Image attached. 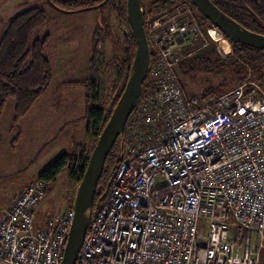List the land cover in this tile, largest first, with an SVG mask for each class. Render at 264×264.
Segmentation results:
<instances>
[{
	"label": "built area",
	"instance_id": "obj_1",
	"mask_svg": "<svg viewBox=\"0 0 264 264\" xmlns=\"http://www.w3.org/2000/svg\"><path fill=\"white\" fill-rule=\"evenodd\" d=\"M144 26L145 89L76 264H260L264 85L248 67L240 84L202 101L184 87L180 65L210 44L227 58L231 40L213 23L204 30L199 10L187 2L149 0ZM49 188L39 177L1 210L0 264H61L75 203L37 226Z\"/></svg>",
	"mask_w": 264,
	"mask_h": 264
},
{
	"label": "rangeland",
	"instance_id": "obj_2",
	"mask_svg": "<svg viewBox=\"0 0 264 264\" xmlns=\"http://www.w3.org/2000/svg\"><path fill=\"white\" fill-rule=\"evenodd\" d=\"M32 7H40L48 16L44 27L33 38L42 39L49 35L45 54L52 64L55 78L15 126L13 98L8 100L0 117V214L23 187L39 178L61 155L71 152L75 145L78 147L84 144L89 149L95 146L96 137L86 132L87 119L84 115L89 104L86 91L83 86L72 84L71 81H82L89 76V59L96 32L99 31L103 36L102 79L106 90V107L112 87L118 80V67L126 58L124 31L119 26L111 3L68 12L59 10L48 0H0V41L10 19ZM203 28L207 31L208 24L203 25ZM213 49L218 53L216 44H211L200 52L193 51L188 58L204 57L214 52ZM181 71L184 87L197 95H201L210 86L218 85L225 76L216 77L202 71L192 77L184 75L182 67ZM117 88L115 85V90ZM79 185L80 181L73 180L69 172L63 170L58 179L50 183L45 204L48 212L56 216L70 208L75 203ZM230 226L233 227L232 236H236V222L231 221ZM260 264H264V248Z\"/></svg>",
	"mask_w": 264,
	"mask_h": 264
},
{
	"label": "trees",
	"instance_id": "obj_3",
	"mask_svg": "<svg viewBox=\"0 0 264 264\" xmlns=\"http://www.w3.org/2000/svg\"><path fill=\"white\" fill-rule=\"evenodd\" d=\"M51 1L59 10L68 12L92 9L96 5L100 7L111 3L119 26L124 31L123 48L126 58L118 67L119 89L109 108L106 107L104 100L106 90L102 79L103 59L102 53L98 49L103 42V36L99 31L93 37L89 76L85 80L72 82V84L83 86L86 91L87 102H89L84 115L87 119L86 130L96 137L97 142L98 136L109 120L132 72L137 43L127 12V0ZM142 1L147 4L149 0ZM211 1L243 27L264 34V0ZM173 2H187L195 7L192 0H173ZM47 21L48 16L45 10L40 7H32L12 17L2 33L0 41V117L6 109L8 100L13 98L15 100L14 126L29 112L53 81L54 70L45 54L50 37L46 35L42 39L33 38ZM200 21L202 25L212 24L202 13H200ZM231 42L233 55L227 58H222L213 49L214 52L207 53L204 57L194 56L181 63L184 75L193 77L202 71L212 73L216 77L225 74L218 85L208 87L199 95L202 101L213 99L240 84L247 76L248 67L253 76L264 85V50L244 43ZM144 89L145 84L143 91ZM93 148L94 146L89 149L84 144L75 146L71 153L61 155L39 177L51 183L58 179L63 170H67L73 180L81 181ZM122 148L123 137L121 134L107 157L95 194L93 215L101 207L109 192L112 178L120 162ZM46 216L43 209H40L37 212L36 225L40 226Z\"/></svg>",
	"mask_w": 264,
	"mask_h": 264
},
{
	"label": "water",
	"instance_id": "obj_4",
	"mask_svg": "<svg viewBox=\"0 0 264 264\" xmlns=\"http://www.w3.org/2000/svg\"><path fill=\"white\" fill-rule=\"evenodd\" d=\"M53 6L51 0H48ZM195 7L234 43H244L264 50V34L256 33L227 15L211 0H192ZM55 7V6H54ZM94 7H99L98 5ZM127 12L137 48L132 72L90 155L87 168L77 190L75 217L61 264H76L81 246L93 217L95 194L107 157L137 106L148 70L150 47L144 26L145 4L127 0ZM64 211L62 214H64Z\"/></svg>",
	"mask_w": 264,
	"mask_h": 264
},
{
	"label": "crops",
	"instance_id": "obj_5",
	"mask_svg": "<svg viewBox=\"0 0 264 264\" xmlns=\"http://www.w3.org/2000/svg\"><path fill=\"white\" fill-rule=\"evenodd\" d=\"M54 78H55V74L53 73V80H54ZM75 81H81V80H75ZM53 82V81H52ZM71 82H74V81H71ZM43 121H44V119H43ZM43 125H44V123H43ZM87 132V131H86ZM87 135H90V133H88ZM68 136L70 137L71 136V134L69 133L68 134ZM88 137V136H87ZM85 142V140L83 141V143ZM76 146V145H75ZM75 146L73 147V149H72V151L74 150V148H75ZM71 151V152H72ZM71 152H69V153H71ZM47 196V195H46ZM13 202L14 201H12V203L8 206V207H5V208H9L12 204H13ZM45 204H46V198H45V200H44V202H43V204L40 206V208L38 209V211L40 210V209H43V211L46 213V219L47 218H49V217H52V214L50 213V212H48V210L45 208ZM59 215V214H58ZM45 219V220H46Z\"/></svg>",
	"mask_w": 264,
	"mask_h": 264
},
{
	"label": "bare ground",
	"instance_id": "obj_6",
	"mask_svg": "<svg viewBox=\"0 0 264 264\" xmlns=\"http://www.w3.org/2000/svg\"><path fill=\"white\" fill-rule=\"evenodd\" d=\"M227 47H228V50H229V48H230L229 45Z\"/></svg>",
	"mask_w": 264,
	"mask_h": 264
}]
</instances>
